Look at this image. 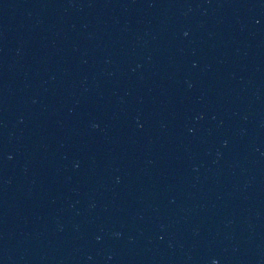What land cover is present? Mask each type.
<instances>
[{
	"label": "water",
	"instance_id": "95a60500",
	"mask_svg": "<svg viewBox=\"0 0 264 264\" xmlns=\"http://www.w3.org/2000/svg\"><path fill=\"white\" fill-rule=\"evenodd\" d=\"M0 264H264V0H0Z\"/></svg>",
	"mask_w": 264,
	"mask_h": 264
}]
</instances>
